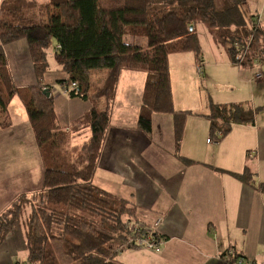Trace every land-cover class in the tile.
I'll use <instances>...</instances> for the list:
<instances>
[{"label":"trees","instance_id":"1","mask_svg":"<svg viewBox=\"0 0 264 264\" xmlns=\"http://www.w3.org/2000/svg\"><path fill=\"white\" fill-rule=\"evenodd\" d=\"M246 2L0 0V13L8 18V26L0 34V129L11 126L8 105L18 96L44 167L43 187L18 195L0 214L1 246L29 209L24 221L28 256L16 264H64L60 254L67 264H120L119 252L137 248L121 245L136 235L132 225H147L136 214V204L93 182L111 127L119 76L122 71L146 74L136 127L150 135L153 114L171 113L178 151L185 118L193 111L174 109L169 55L192 51L200 61L201 44L194 27L203 23L217 43L225 44L232 62L252 65L247 55L251 48L256 60L264 62V28L254 14L246 15ZM140 38L144 42L138 44ZM19 39L27 41L37 85H14L3 47ZM51 44L55 61L68 76L64 86L77 83L68 94L93 104L84 116L65 128L59 125L52 96L43 93L47 87L41 84L49 69ZM96 70H106L107 75L104 83L91 92V73ZM209 110L200 115L210 122L213 137L222 134L217 141L233 124L254 123L255 111L245 103L210 102ZM87 129L88 140L74 145L73 137ZM232 175L245 183L252 178L248 170Z\"/></svg>","mask_w":264,"mask_h":264},{"label":"crops","instance_id":"2","mask_svg":"<svg viewBox=\"0 0 264 264\" xmlns=\"http://www.w3.org/2000/svg\"><path fill=\"white\" fill-rule=\"evenodd\" d=\"M253 2L252 14L264 28V0ZM0 17L1 34L8 18L6 13H0ZM206 26L197 23L194 27L201 44L200 61L192 51L169 55L174 109L193 111L185 118L178 151L171 113L153 114L150 135L136 127L146 74L122 71L119 76L111 127L93 182L132 200L142 222H158L157 248L123 250L117 255L120 264H225L238 255L242 264H264V75L259 80L247 78L254 77V73L224 56L220 42L214 43ZM138 41L144 42L142 38ZM3 51L17 88L38 84L26 40L6 44ZM198 65L204 67L201 73L196 72ZM209 68L215 69L222 81L216 83L220 89L211 94V100L202 96L199 88L202 80L214 84V73ZM106 75V70L91 73V92L104 83ZM50 79L49 84L42 79L41 84L51 90ZM55 80L64 87L66 78ZM130 86L134 95L128 97ZM50 94L63 128L93 106L91 101L71 97L64 90L57 94L51 90ZM11 100L8 118L12 124L0 129V214L18 195L43 187L44 167L33 130L25 114L20 121L12 117ZM210 102L245 103L255 111L254 123L233 124L222 139L208 143L213 137L210 122L200 114L209 113ZM62 106L65 125L59 120ZM89 135V129L78 132L72 142L80 144ZM83 136L88 138L78 141ZM33 169H41L42 176L34 178ZM247 170L252 175L250 183L232 175ZM22 238L26 246L25 232ZM6 239L13 246L15 235Z\"/></svg>","mask_w":264,"mask_h":264},{"label":"rangeland","instance_id":"3","mask_svg":"<svg viewBox=\"0 0 264 264\" xmlns=\"http://www.w3.org/2000/svg\"><path fill=\"white\" fill-rule=\"evenodd\" d=\"M254 6V2L253 0H247V2L244 4L243 8L245 9V13L247 16H250V14H252V10H254L253 7ZM4 18V17H3ZM2 18L0 17V22H1ZM207 27V26H206ZM138 40V39H137ZM214 43H217L215 40H213ZM138 43V41H137ZM203 43V48L205 49L206 44L204 42ZM219 44V42L217 43ZM219 46L222 48V52L224 53V56L228 57L229 58V54L226 52V46L224 43H220ZM211 47V46H210ZM54 44H51L50 48L48 49V59L47 61L49 62V69L47 71V73L44 75V77L42 78L43 81L45 83H48V78L50 79L49 82L51 83L52 85V93L53 94H57V93H63V88L61 87V83H58L55 78H66L67 79V73L65 71H62L61 70V66L57 63V61H55L54 59ZM192 55H195L193 52H191ZM247 55L250 59H252V65H249V66H245L243 64H241V67L244 68V70H249L251 72L255 74H263L264 75V62H258L256 60V56H255V52L253 50V48L247 50ZM196 56V55H195ZM230 60V59H229ZM197 67L196 66V72L197 71ZM204 68V67H203ZM211 69V68H209ZM215 69H211V71L214 73L212 74L213 76V85H211V83L207 84V83H204L203 80L199 83V88H200V92H202V96H205L206 99L208 98L209 100L210 97H211V94H213L215 92V90H219L220 87L217 86V82H222L220 80V78L218 76L215 75ZM253 78V76H247V78ZM251 78V79H252ZM264 79V78H263ZM49 84V83H48ZM50 89V88H49ZM196 89V88H195ZM50 90V92H51ZM134 88L130 86L129 90H128V97H131L134 95ZM126 95V96H127ZM127 97V98H128ZM205 99V98H204ZM62 104V103H61ZM10 107H11V114H12V117L16 120V121H20L21 118V115L23 116V114H25V116L27 117V113H26V110H25V107L22 106V103L20 101V99L18 98V96H14L11 100V104H10ZM64 109V107H60L59 108V116H60V124L61 125H65L62 117H61V113H62V110ZM86 135L88 136V133H86ZM88 137L86 136H83V137H80L78 139V141H83L85 139H87ZM40 170L41 169H38L37 171L38 172H35V169H33L31 171V173L33 174V177L36 178L37 176H42L41 173H40ZM2 186H0V189H1ZM2 190V189H1ZM0 190V195H1V191ZM28 193H31V192H28ZM29 212V209L24 213V216L21 218V220L17 223V225L15 226V228L13 229L14 232L11 233L15 235V242L13 244V246H10L9 243L5 242L0 246V264H16V262H20V261H23L26 259L27 255H28V252H27V248L26 246H24V241H23V238H22V232L24 233L25 230H24V221H25V217L27 216ZM149 224H152V223H149ZM153 225V224H152ZM121 245L123 246L124 245V242L121 243ZM61 258L64 260V264H67V260L64 259V257L62 256V254H60Z\"/></svg>","mask_w":264,"mask_h":264},{"label":"built area","instance_id":"4","mask_svg":"<svg viewBox=\"0 0 264 264\" xmlns=\"http://www.w3.org/2000/svg\"><path fill=\"white\" fill-rule=\"evenodd\" d=\"M203 67L198 65L197 71L198 73L202 72ZM263 75L261 73L254 75L253 79H262ZM77 87V83L74 82L71 86H64L63 90L65 93L68 94V92L74 88ZM221 133L218 132L215 137H211L207 142H215L219 137H221ZM158 227V222L154 223V225H145L141 223H136L132 225V228L134 229L136 235L129 237L125 242L123 247L126 245H133L135 247H140V248H149V249H154L157 248V242L155 239V229ZM243 260L242 259H237L233 260V256L231 260L225 262V264H242Z\"/></svg>","mask_w":264,"mask_h":264},{"label":"water","instance_id":"5","mask_svg":"<svg viewBox=\"0 0 264 264\" xmlns=\"http://www.w3.org/2000/svg\"><path fill=\"white\" fill-rule=\"evenodd\" d=\"M189 29L192 30V29H193V26H190ZM43 93H44L47 97H50V96H51V94H50V89H49V88H44V89H43Z\"/></svg>","mask_w":264,"mask_h":264}]
</instances>
